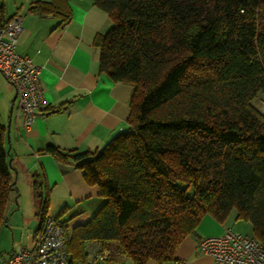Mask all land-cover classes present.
I'll use <instances>...</instances> for the list:
<instances>
[{
	"label": "trees",
	"instance_id": "obj_1",
	"mask_svg": "<svg viewBox=\"0 0 264 264\" xmlns=\"http://www.w3.org/2000/svg\"><path fill=\"white\" fill-rule=\"evenodd\" d=\"M91 1L111 21L93 40L98 71L132 92L127 128L101 149L44 150L106 199L87 222L65 225L69 264H87L94 240L114 245L115 260L162 264L204 215L223 222L232 210L264 243V112L252 102L264 94V0ZM30 10L71 16L64 0ZM7 145L0 124V225L14 190ZM31 183L41 198L36 175Z\"/></svg>",
	"mask_w": 264,
	"mask_h": 264
},
{
	"label": "crops",
	"instance_id": "obj_2",
	"mask_svg": "<svg viewBox=\"0 0 264 264\" xmlns=\"http://www.w3.org/2000/svg\"><path fill=\"white\" fill-rule=\"evenodd\" d=\"M12 1L13 7H9L6 0H0L1 15L21 18L16 51L29 56L38 67L42 101L31 127L24 129L16 99L10 113L16 91L0 72V124L8 130L14 182L0 225V264L21 246L34 247L44 194L47 214L60 216L68 228L87 222L103 206L106 199L86 183L80 168L59 162L44 150L48 145L63 151L101 149L127 128L132 92L130 84L114 82L98 71L99 52L93 40L111 21L91 0H64L71 16L63 23L62 15L41 16L30 10L36 2L51 0ZM34 175L43 186L41 198L33 191ZM232 211L223 222L204 215L196 233L181 241L174 259L162 264H214L210 255L199 250L202 238L221 234L226 228L252 235L251 224L236 219V211ZM145 264L156 263L149 260Z\"/></svg>",
	"mask_w": 264,
	"mask_h": 264
},
{
	"label": "built area",
	"instance_id": "obj_3",
	"mask_svg": "<svg viewBox=\"0 0 264 264\" xmlns=\"http://www.w3.org/2000/svg\"><path fill=\"white\" fill-rule=\"evenodd\" d=\"M21 18H4L0 13V72L16 91L17 111L24 129H29L42 101L38 67L27 55L16 51ZM32 248L21 246L9 254L4 264H69L65 245V221L46 214L35 232ZM201 253L214 259V264H264V243L253 235L226 228L221 234L207 236L198 242ZM87 264H127L112 258L99 241L86 243Z\"/></svg>",
	"mask_w": 264,
	"mask_h": 264
},
{
	"label": "rangeland",
	"instance_id": "obj_4",
	"mask_svg": "<svg viewBox=\"0 0 264 264\" xmlns=\"http://www.w3.org/2000/svg\"><path fill=\"white\" fill-rule=\"evenodd\" d=\"M6 3H7V5L9 6V7H13V1L12 0H6ZM253 104H254V106L256 107V108H258L260 111H262V112H264V94H262V93H258L257 95H256V97L253 99ZM232 213H234V210L232 211ZM231 213V214H232ZM240 224H242L243 226V228H245L247 225H245V221H242V222H240ZM249 224V223H248ZM250 225V224H249ZM71 228L69 227V230H70ZM115 248V246L114 245H112V244H109V245H107V250H109L110 252H112L109 248H111V249H113V248ZM116 256V255H115ZM117 257V259H123V258H120V257H118V256H116Z\"/></svg>",
	"mask_w": 264,
	"mask_h": 264
},
{
	"label": "water",
	"instance_id": "obj_5",
	"mask_svg": "<svg viewBox=\"0 0 264 264\" xmlns=\"http://www.w3.org/2000/svg\"><path fill=\"white\" fill-rule=\"evenodd\" d=\"M16 93L14 94V96H13V99H12V104H11V106H10V113L12 112V108H13V104H14V101H15V99H16ZM8 126H9V124H8ZM7 140L9 141V135H8V130H7ZM9 150H10V145L8 146V148H7V150H6V152L9 154ZM10 163H11V158H9L8 159V165L10 166Z\"/></svg>",
	"mask_w": 264,
	"mask_h": 264
}]
</instances>
